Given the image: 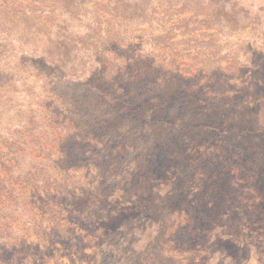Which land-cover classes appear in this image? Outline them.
I'll list each match as a JSON object with an SVG mask.
<instances>
[{"label": "rangeland", "instance_id": "obj_1", "mask_svg": "<svg viewBox=\"0 0 264 264\" xmlns=\"http://www.w3.org/2000/svg\"><path fill=\"white\" fill-rule=\"evenodd\" d=\"M4 18L65 30L58 87L101 72L70 54L89 34L139 74L115 90L102 169L65 159L51 112L0 87V264H264V0H0ZM17 156L22 207L2 171Z\"/></svg>", "mask_w": 264, "mask_h": 264}, {"label": "trees", "instance_id": "obj_2", "mask_svg": "<svg viewBox=\"0 0 264 264\" xmlns=\"http://www.w3.org/2000/svg\"><path fill=\"white\" fill-rule=\"evenodd\" d=\"M16 20L0 19V87L8 88L6 94L11 107L18 106L17 110L21 111V114H25L33 106L47 108L51 112L52 116L50 117L59 127L57 131L61 137L55 138L52 132H50L52 138L47 136L50 139L55 138V141L59 142L65 153V159L70 156L79 158L81 155L76 150L81 148L84 150V159L90 158L98 168L102 169V166L107 164L105 158L104 163L102 162L104 155L102 152L105 151L104 147L103 149L100 147L102 134L105 131L104 137L110 136L112 125L117 120L118 111L120 112L114 104L115 98L119 97L115 90L126 81L136 77L139 72L133 73V69L124 65L121 57L117 58L114 49H110L108 46L110 39L104 40L103 37L99 38L97 35L89 34L90 42H87L84 48L75 49L70 54L75 55L78 60L86 59L87 62L84 64L99 62L101 72L98 73L93 66L87 67L85 77L79 87L72 89L58 87L57 81L52 83L49 75H51V70L55 69L53 56L59 50L58 54L64 56L61 48L65 44L64 39L67 40L64 34L65 30L62 29L58 32L55 28L56 25L50 21L49 27L46 24L41 26L39 23V29L40 31L43 29V32H36L37 26L34 24L31 31H23L26 29H24L22 20ZM67 43L75 48L74 39ZM138 61L142 62L140 58ZM64 68L67 67L61 65L58 69ZM58 69L56 68V71H61ZM41 82L48 83L50 87L40 85ZM55 84L56 86H54ZM37 89L43 93V96L38 95ZM82 92L85 93V102L79 98ZM54 96H57L58 99ZM39 99L43 100L41 105L38 104ZM127 100H121L122 106L128 104ZM198 156L200 157L201 153H198ZM63 158L64 155L58 159L62 160ZM14 162L11 168H5L2 171L3 174L10 173L12 178H17L16 183L7 181L11 182V186L7 189L8 192L14 193L12 198L18 201L22 207L21 199L27 196V190L23 186L20 176L25 174L21 169L25 168L26 161L22 159V156H17ZM4 166L6 167V164ZM1 173L0 171V189L5 182ZM3 189H5L4 186ZM46 190L47 194L40 197L41 202L55 207L50 199L52 197L59 198L63 192L62 187H49ZM53 190L57 194H54ZM37 195L42 196L39 193ZM8 207L11 208L12 205Z\"/></svg>", "mask_w": 264, "mask_h": 264}]
</instances>
